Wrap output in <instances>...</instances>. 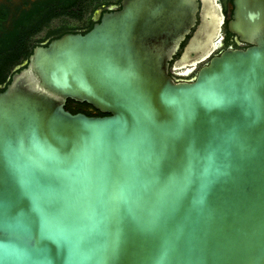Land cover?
<instances>
[{
    "label": "water",
    "instance_id": "obj_1",
    "mask_svg": "<svg viewBox=\"0 0 264 264\" xmlns=\"http://www.w3.org/2000/svg\"><path fill=\"white\" fill-rule=\"evenodd\" d=\"M230 7L248 46L217 55V0H119L32 47L0 91V264H264V0Z\"/></svg>",
    "mask_w": 264,
    "mask_h": 264
},
{
    "label": "flooded vegetation",
    "instance_id": "obj_2",
    "mask_svg": "<svg viewBox=\"0 0 264 264\" xmlns=\"http://www.w3.org/2000/svg\"><path fill=\"white\" fill-rule=\"evenodd\" d=\"M230 1L217 0L223 14V24L221 25L219 44L210 56L217 55L225 49L248 46V44L238 41L226 29V21L231 16ZM87 5L88 0H78L75 4L70 3V0H0V31L3 27L9 28L15 21L33 23L39 21L41 25L32 31L31 38L37 40V45H44L50 39L66 32L84 33L88 30L89 23L93 24L97 21L102 12L112 11L119 7L116 0H93L88 7ZM197 23L198 17H196L195 25ZM193 30L194 27L185 36L176 54L173 55V59L178 57L182 46ZM171 62H168L167 75L174 81H190L197 69L207 62V59L188 67L187 72H184L185 68L171 69ZM79 112L83 113V111Z\"/></svg>",
    "mask_w": 264,
    "mask_h": 264
},
{
    "label": "trees",
    "instance_id": "obj_3",
    "mask_svg": "<svg viewBox=\"0 0 264 264\" xmlns=\"http://www.w3.org/2000/svg\"><path fill=\"white\" fill-rule=\"evenodd\" d=\"M78 0H70L76 3ZM119 3V0H116ZM65 11V10H62ZM41 23L39 21H15L9 28H2L0 31V91L10 80V75L24 66L27 56L33 46L37 45V40L32 39V31L37 29ZM88 25V29L91 27ZM60 36V35H58ZM57 36V37H58ZM46 44V43H45ZM44 44V45H45ZM63 108L70 113L83 111L85 115L103 116L98 110L92 108L85 102H75L66 99Z\"/></svg>",
    "mask_w": 264,
    "mask_h": 264
},
{
    "label": "rangeland",
    "instance_id": "obj_4",
    "mask_svg": "<svg viewBox=\"0 0 264 264\" xmlns=\"http://www.w3.org/2000/svg\"><path fill=\"white\" fill-rule=\"evenodd\" d=\"M91 2H93V0H88V5L91 3ZM88 5H87V7H88ZM34 39V38H33ZM190 73V72H189ZM188 73V74H189ZM187 75V74H186Z\"/></svg>",
    "mask_w": 264,
    "mask_h": 264
}]
</instances>
